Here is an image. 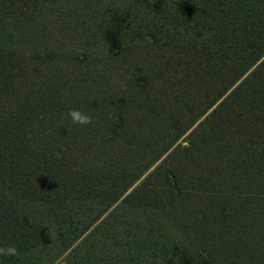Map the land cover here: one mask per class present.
I'll return each instance as SVG.
<instances>
[{
  "label": "trees",
  "instance_id": "trees-1",
  "mask_svg": "<svg viewBox=\"0 0 264 264\" xmlns=\"http://www.w3.org/2000/svg\"><path fill=\"white\" fill-rule=\"evenodd\" d=\"M0 249L264 264V0H0Z\"/></svg>",
  "mask_w": 264,
  "mask_h": 264
},
{
  "label": "clouds",
  "instance_id": "clouds-1",
  "mask_svg": "<svg viewBox=\"0 0 264 264\" xmlns=\"http://www.w3.org/2000/svg\"><path fill=\"white\" fill-rule=\"evenodd\" d=\"M69 116L72 118L73 123L78 124H90L92 122V118L89 115H86L82 113L78 109H72L69 111ZM4 251L3 249H0V252ZM15 248L9 247L7 249V254H14Z\"/></svg>",
  "mask_w": 264,
  "mask_h": 264
},
{
  "label": "rangeland",
  "instance_id": "rangeland-1",
  "mask_svg": "<svg viewBox=\"0 0 264 264\" xmlns=\"http://www.w3.org/2000/svg\"><path fill=\"white\" fill-rule=\"evenodd\" d=\"M180 141L184 142V139L182 138ZM64 263H65V255L60 257L54 264H64Z\"/></svg>",
  "mask_w": 264,
  "mask_h": 264
}]
</instances>
